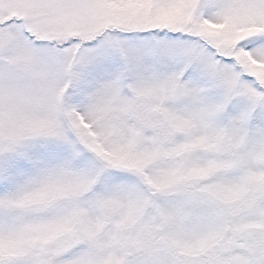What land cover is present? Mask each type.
Instances as JSON below:
<instances>
[{"label":"snow or ice","instance_id":"obj_1","mask_svg":"<svg viewBox=\"0 0 264 264\" xmlns=\"http://www.w3.org/2000/svg\"><path fill=\"white\" fill-rule=\"evenodd\" d=\"M0 264H264V0H0Z\"/></svg>","mask_w":264,"mask_h":264}]
</instances>
